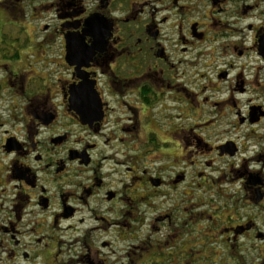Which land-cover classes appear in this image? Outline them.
Returning a JSON list of instances; mask_svg holds the SVG:
<instances>
[{
    "label": "flooded vegetation",
    "instance_id": "flooded-vegetation-1",
    "mask_svg": "<svg viewBox=\"0 0 264 264\" xmlns=\"http://www.w3.org/2000/svg\"><path fill=\"white\" fill-rule=\"evenodd\" d=\"M149 254L264 264V0H0V264Z\"/></svg>",
    "mask_w": 264,
    "mask_h": 264
},
{
    "label": "rangeland",
    "instance_id": "rangeland-1",
    "mask_svg": "<svg viewBox=\"0 0 264 264\" xmlns=\"http://www.w3.org/2000/svg\"><path fill=\"white\" fill-rule=\"evenodd\" d=\"M197 230H198V235H200L201 234V230H202V226L199 224L198 225V227H197ZM67 239H69V241H72L73 239L72 238H67ZM201 242H203V241H200V242H198V245L201 243ZM198 249H199V247H198ZM247 253L245 252V253H243L242 255H243V257L245 256H247L246 255ZM150 256H151V254H149V256H147V255H145L143 258H137L136 259V257H133V259L135 260V264H145V262H147L148 261V259L150 260ZM250 262L251 261H249V262H246V264H250ZM208 264H210V263H208Z\"/></svg>",
    "mask_w": 264,
    "mask_h": 264
}]
</instances>
